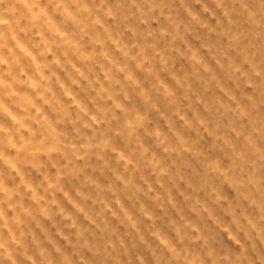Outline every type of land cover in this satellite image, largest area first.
I'll use <instances>...</instances> for the list:
<instances>
[{"label":"rangeland","instance_id":"1","mask_svg":"<svg viewBox=\"0 0 264 264\" xmlns=\"http://www.w3.org/2000/svg\"><path fill=\"white\" fill-rule=\"evenodd\" d=\"M0 264H264V0H0Z\"/></svg>","mask_w":264,"mask_h":264}]
</instances>
